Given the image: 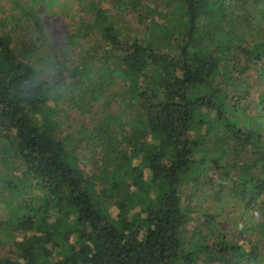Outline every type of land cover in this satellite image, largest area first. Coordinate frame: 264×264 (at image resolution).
Here are the masks:
<instances>
[{"label": "trees", "instance_id": "1", "mask_svg": "<svg viewBox=\"0 0 264 264\" xmlns=\"http://www.w3.org/2000/svg\"><path fill=\"white\" fill-rule=\"evenodd\" d=\"M147 1L122 4L146 21L141 39L124 37L93 1V20L79 33L99 32L115 54L112 67L100 66L96 77L116 74L123 80L119 97L133 117L119 139L108 138L107 167L99 176H86L57 138L47 109L50 93L84 70L53 60L62 70L40 79L33 45L19 50L12 36H0V128L24 176L43 195L9 226L22 239L12 240L0 264H264V226H258L261 241L247 250L225 235L210 236V216L206 226L190 231L180 193L189 177L210 164L233 179L232 194L247 207L263 199L258 204L264 225V171L251 175L253 168H264V134L242 127L235 115L250 95L239 90L240 76L262 61L255 49L263 50L264 43L250 49L245 38L252 26H264V0ZM23 15L36 22L33 12ZM28 81L33 90L25 96L22 83ZM215 148L219 156L208 159ZM222 154L238 162L220 164ZM5 185L17 193L10 182ZM135 208L139 213H129Z\"/></svg>", "mask_w": 264, "mask_h": 264}, {"label": "rangeland", "instance_id": "2", "mask_svg": "<svg viewBox=\"0 0 264 264\" xmlns=\"http://www.w3.org/2000/svg\"><path fill=\"white\" fill-rule=\"evenodd\" d=\"M35 1L0 0V36H12L19 50L23 46L33 45L31 52H37L40 79L48 74L53 60L66 59L68 69L84 70L82 76L66 80L50 93L47 109L58 127L57 138L69 153L77 157L86 176H99L107 167L108 138L112 137L115 141L119 139L133 117L126 106V99L121 101L119 97L125 87L123 80L116 74H104L102 81L96 77L100 66L112 67L115 54L109 52L99 32L93 31L87 37L79 35L81 26L93 20L90 10L92 1L106 12L114 27L124 37L143 38L146 21L137 20L130 8L122 7L123 0H44L37 5ZM141 1L143 4L148 2ZM25 10L34 13V24L23 18ZM251 28L245 40L249 48L253 49L256 43H264V26ZM255 52L262 55V61L253 63L240 76L239 90H248L250 95L240 104L242 110L235 115L242 127L264 134V49H255ZM215 150L218 152H208V156L206 154L208 159L219 156L220 150ZM228 155L222 154L223 160L218 162L223 164L228 158L230 164L238 162ZM196 158L203 157L198 153ZM242 160L245 161L244 156ZM24 171L21 162L15 160L9 152L7 140L0 128V258L8 255L12 240L22 239V234L10 230L9 226H13L15 219L23 216V209L29 201L37 207V202L43 196L36 181L26 178ZM261 171L264 168H253L251 175L258 177ZM230 173L233 174V171ZM144 176L148 183V171L144 172ZM6 182L17 188V193L9 191ZM234 185L233 179L228 181L222 177L221 171L205 164L181 186L182 209L189 219L190 231L206 226L205 216H210V236L225 235L229 242L242 245L247 250L251 242L261 241L258 226H264L260 217L263 210L258 203L263 199H258L257 205L247 207L246 202L233 196ZM148 190L152 192L149 183ZM108 204V212L112 217L116 216L113 202L109 201ZM129 213H139V210L131 209ZM4 228L7 232H3Z\"/></svg>", "mask_w": 264, "mask_h": 264}, {"label": "clouds", "instance_id": "3", "mask_svg": "<svg viewBox=\"0 0 264 264\" xmlns=\"http://www.w3.org/2000/svg\"><path fill=\"white\" fill-rule=\"evenodd\" d=\"M62 51H63V49L61 50V52ZM58 69L59 70H62L60 68L59 63L53 64L52 67L48 71V74H47L48 75V78L49 79L54 78L55 77V74H56V71ZM33 83H34L33 81H28L26 83H22V92L24 93L25 96H27V94L33 90ZM37 83H38V81H37Z\"/></svg>", "mask_w": 264, "mask_h": 264}]
</instances>
